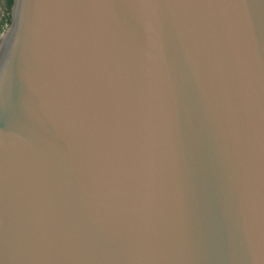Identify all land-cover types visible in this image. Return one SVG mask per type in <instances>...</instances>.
Listing matches in <instances>:
<instances>
[{
  "label": "water",
  "instance_id": "obj_1",
  "mask_svg": "<svg viewBox=\"0 0 264 264\" xmlns=\"http://www.w3.org/2000/svg\"><path fill=\"white\" fill-rule=\"evenodd\" d=\"M10 16L0 264H264V0Z\"/></svg>",
  "mask_w": 264,
  "mask_h": 264
},
{
  "label": "trees",
  "instance_id": "obj_2",
  "mask_svg": "<svg viewBox=\"0 0 264 264\" xmlns=\"http://www.w3.org/2000/svg\"><path fill=\"white\" fill-rule=\"evenodd\" d=\"M13 0H0V7L2 15L0 16V35L11 22L10 9Z\"/></svg>",
  "mask_w": 264,
  "mask_h": 264
},
{
  "label": "snow or ice",
  "instance_id": "obj_3",
  "mask_svg": "<svg viewBox=\"0 0 264 264\" xmlns=\"http://www.w3.org/2000/svg\"><path fill=\"white\" fill-rule=\"evenodd\" d=\"M127 0H105L106 6L113 19H119L120 9Z\"/></svg>",
  "mask_w": 264,
  "mask_h": 264
},
{
  "label": "rangeland",
  "instance_id": "obj_4",
  "mask_svg": "<svg viewBox=\"0 0 264 264\" xmlns=\"http://www.w3.org/2000/svg\"><path fill=\"white\" fill-rule=\"evenodd\" d=\"M1 15H2V12H1V7H0V16H1ZM6 29H7V27L4 29V31H5ZM4 31H3V32H4ZM3 32H2V33H3ZM0 37H1V35H0Z\"/></svg>",
  "mask_w": 264,
  "mask_h": 264
}]
</instances>
